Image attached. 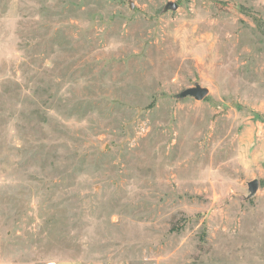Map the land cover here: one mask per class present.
Listing matches in <instances>:
<instances>
[{
	"label": "rangeland",
	"instance_id": "1",
	"mask_svg": "<svg viewBox=\"0 0 264 264\" xmlns=\"http://www.w3.org/2000/svg\"><path fill=\"white\" fill-rule=\"evenodd\" d=\"M62 260L264 264V0H0V264Z\"/></svg>",
	"mask_w": 264,
	"mask_h": 264
},
{
	"label": "water",
	"instance_id": "2",
	"mask_svg": "<svg viewBox=\"0 0 264 264\" xmlns=\"http://www.w3.org/2000/svg\"><path fill=\"white\" fill-rule=\"evenodd\" d=\"M209 95V90L207 88L196 85L193 88L186 89L179 94V98H194L197 101H203ZM259 188L258 181H253L249 183L250 198L253 197Z\"/></svg>",
	"mask_w": 264,
	"mask_h": 264
},
{
	"label": "crops",
	"instance_id": "3",
	"mask_svg": "<svg viewBox=\"0 0 264 264\" xmlns=\"http://www.w3.org/2000/svg\"><path fill=\"white\" fill-rule=\"evenodd\" d=\"M48 264H83V263L77 260H62V261H54Z\"/></svg>",
	"mask_w": 264,
	"mask_h": 264
}]
</instances>
